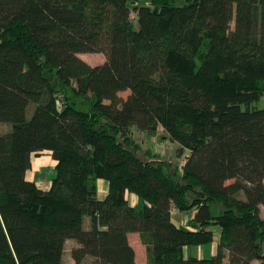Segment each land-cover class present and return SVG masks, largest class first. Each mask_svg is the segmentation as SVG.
I'll return each mask as SVG.
<instances>
[{
	"label": "trees",
	"instance_id": "obj_1",
	"mask_svg": "<svg viewBox=\"0 0 264 264\" xmlns=\"http://www.w3.org/2000/svg\"><path fill=\"white\" fill-rule=\"evenodd\" d=\"M177 1L0 0V264H67L68 240L71 264H135L130 233L147 264H264V0ZM159 127L180 166L134 152ZM43 151L47 190L25 176Z\"/></svg>",
	"mask_w": 264,
	"mask_h": 264
},
{
	"label": "rangeland",
	"instance_id": "obj_2",
	"mask_svg": "<svg viewBox=\"0 0 264 264\" xmlns=\"http://www.w3.org/2000/svg\"><path fill=\"white\" fill-rule=\"evenodd\" d=\"M148 1L149 0H138V4H146L148 3ZM183 3H184L183 0L177 1L178 5H181ZM131 16H132V20L135 21V14L133 12L131 13ZM79 57L90 65L100 64L104 59L103 55L96 54V53L80 54ZM48 78L51 83L55 81L54 74L52 73L49 74ZM65 91H66V96L70 99H74V101L79 107H82L85 109L89 107L90 102L88 98H81V97L74 96L73 92H71V90L67 88H65ZM127 94L128 92H121L119 93V96L124 98L126 97ZM254 106H256L259 109L264 110V95H262L259 98V100L254 103ZM29 108L27 110V117L31 115V111H32V107L30 106ZM9 129H10L9 124L0 123V133L7 132ZM131 136H132V140L138 146L136 147V149H134V152L141 158H143V152L146 149H149L154 154H156L157 156H159L160 158L166 161L172 162L173 164L179 165V166L182 164L184 156L181 158H177L176 151H177L178 146L175 143H172L167 139V135L161 127L157 129V133L154 137H149L146 134L140 131H137V130H133ZM189 216L190 214L188 213L186 214L175 213L174 220L177 222H180L181 225L183 226L186 220L189 218ZM260 216L264 219V207L263 206L260 207ZM213 230H215V232L217 231V229L215 228ZM215 243H216V239H214V245ZM72 248H73V245H71L70 243H67L65 245L64 252H63V258H62L64 263L72 262L71 257H70V250ZM226 263H227V260L224 259V264Z\"/></svg>",
	"mask_w": 264,
	"mask_h": 264
},
{
	"label": "crops",
	"instance_id": "obj_3",
	"mask_svg": "<svg viewBox=\"0 0 264 264\" xmlns=\"http://www.w3.org/2000/svg\"><path fill=\"white\" fill-rule=\"evenodd\" d=\"M55 165H56V162L51 158L50 152L43 151L38 154H33L31 156V167L26 172V175H25L26 179L34 182V184L39 189L47 190L49 189L51 185L52 179L55 177V173H56ZM96 187H97V198L101 200L106 196L108 192V183L105 180L98 179L96 181ZM124 196L130 206H135L137 204L138 199L134 194L126 192ZM175 213L177 214L188 213L190 214L189 216L190 218L192 212H179L175 208H172L171 210V220L174 223V225L177 227H182V228L187 227V222L189 218L186 220L185 224L182 226L180 222H177L174 220ZM83 227L85 229L89 227L88 218H84ZM215 229H217L218 231V228H215ZM215 239H217V237ZM128 240H129L130 245L134 249L135 264H147L146 249H145V246L141 243L139 235L137 233H130L128 234ZM67 243H70L71 245H73V247L77 245L76 242L73 240L66 241L65 245ZM214 251H215V245L213 241V243L209 247H194V248L186 247L184 248L183 253H184V256H194L197 258H202L205 256L214 255ZM71 263L72 262H69L67 264H71Z\"/></svg>",
	"mask_w": 264,
	"mask_h": 264
}]
</instances>
